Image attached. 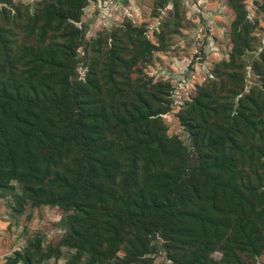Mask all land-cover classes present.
Wrapping results in <instances>:
<instances>
[{
	"label": "trees",
	"instance_id": "1",
	"mask_svg": "<svg viewBox=\"0 0 264 264\" xmlns=\"http://www.w3.org/2000/svg\"><path fill=\"white\" fill-rule=\"evenodd\" d=\"M92 1L42 0L14 19L0 10V190L16 181L34 205L69 212L64 245L89 264H128L154 237L173 264H219L215 248L226 264L254 260L264 250V207L236 172L264 145V120L245 108L264 104V58L261 86L249 94L236 73L243 51L221 64L224 81L197 89L180 118L193 161L167 135L159 94L133 86L132 70L154 45L132 25L85 44L77 24ZM243 48L251 50L247 40ZM223 93L240 96L236 109L215 101ZM122 246L128 256L119 259ZM28 252L5 264H33Z\"/></svg>",
	"mask_w": 264,
	"mask_h": 264
},
{
	"label": "rangeland",
	"instance_id": "2",
	"mask_svg": "<svg viewBox=\"0 0 264 264\" xmlns=\"http://www.w3.org/2000/svg\"><path fill=\"white\" fill-rule=\"evenodd\" d=\"M41 1L0 0V10H8L9 18L14 19L18 11H33ZM126 25L142 31L155 47L132 70L134 88L145 94H159L166 111L161 117L167 135L181 142L195 161L193 135L181 124L180 118L197 89L203 86L210 90V82L224 81L225 70L221 64L229 62L233 52L238 51L243 53L236 55L239 69L236 73L243 75L244 92L249 94L261 86L258 71L264 58V0H95L83 9L77 24L84 31L85 44L102 38L99 41L102 45L110 42L111 35L121 37L118 30ZM246 40L251 50L243 48ZM86 69L83 63L79 65L77 72L81 78ZM225 94L216 95L215 101L223 106L231 104L236 109L240 96L233 101ZM263 107L264 104L258 108L245 105L251 109L250 114L264 120ZM258 132L264 134L263 129ZM251 134L244 133L238 138L243 135L250 138ZM251 143L245 147L247 158ZM258 146H251L253 163L238 170L236 179L240 186L247 188L257 210H261L264 207V145ZM10 185L0 190V264H5L15 253L27 251L33 264H89L86 257L75 259L76 252L64 245L70 213L58 206H36L16 181ZM148 246L147 255L128 259V264H173L163 252L164 242L160 237L150 238ZM117 256L124 259L128 249L122 246ZM210 257L226 264L219 248ZM242 260L244 264H264V250L254 260L248 257Z\"/></svg>",
	"mask_w": 264,
	"mask_h": 264
}]
</instances>
